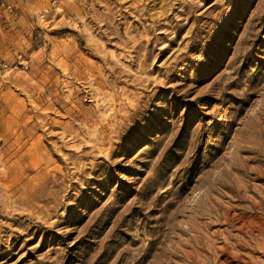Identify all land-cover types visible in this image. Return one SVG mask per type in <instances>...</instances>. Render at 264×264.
Wrapping results in <instances>:
<instances>
[{
    "label": "rangeland",
    "instance_id": "374dc122",
    "mask_svg": "<svg viewBox=\"0 0 264 264\" xmlns=\"http://www.w3.org/2000/svg\"><path fill=\"white\" fill-rule=\"evenodd\" d=\"M11 2L0 264H264V0Z\"/></svg>",
    "mask_w": 264,
    "mask_h": 264
},
{
    "label": "built area",
    "instance_id": "2783aa9c",
    "mask_svg": "<svg viewBox=\"0 0 264 264\" xmlns=\"http://www.w3.org/2000/svg\"><path fill=\"white\" fill-rule=\"evenodd\" d=\"M0 10H2L4 12H5V10L12 12L13 6H12L11 0H0ZM0 62H2V61L0 60ZM1 67L5 68V67H7V65L3 62L1 64Z\"/></svg>",
    "mask_w": 264,
    "mask_h": 264
}]
</instances>
